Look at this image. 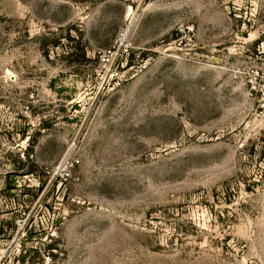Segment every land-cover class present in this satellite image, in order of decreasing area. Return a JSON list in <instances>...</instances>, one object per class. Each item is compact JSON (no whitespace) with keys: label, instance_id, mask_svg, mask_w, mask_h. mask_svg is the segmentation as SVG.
Wrapping results in <instances>:
<instances>
[{"label":"rangeland","instance_id":"obj_1","mask_svg":"<svg viewBox=\"0 0 264 264\" xmlns=\"http://www.w3.org/2000/svg\"><path fill=\"white\" fill-rule=\"evenodd\" d=\"M0 264H264V0H0Z\"/></svg>","mask_w":264,"mask_h":264},{"label":"built area","instance_id":"obj_2","mask_svg":"<svg viewBox=\"0 0 264 264\" xmlns=\"http://www.w3.org/2000/svg\"><path fill=\"white\" fill-rule=\"evenodd\" d=\"M102 61L104 62L105 65L109 66L108 72H106V74H110L111 77H115L119 75L117 61L114 58V51L112 49H109L107 53L103 55Z\"/></svg>","mask_w":264,"mask_h":264}]
</instances>
